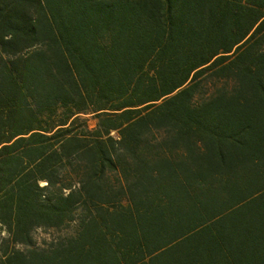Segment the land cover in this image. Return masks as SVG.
<instances>
[{
    "label": "trees",
    "instance_id": "obj_1",
    "mask_svg": "<svg viewBox=\"0 0 264 264\" xmlns=\"http://www.w3.org/2000/svg\"><path fill=\"white\" fill-rule=\"evenodd\" d=\"M0 264H264V0H0Z\"/></svg>",
    "mask_w": 264,
    "mask_h": 264
},
{
    "label": "rangeland",
    "instance_id": "obj_2",
    "mask_svg": "<svg viewBox=\"0 0 264 264\" xmlns=\"http://www.w3.org/2000/svg\"><path fill=\"white\" fill-rule=\"evenodd\" d=\"M70 232H71V229L63 230L60 233H56V232H52V231L44 232L42 230H37L33 233V238L38 245H42V243L44 241L47 242L53 238H56L59 235H65V234L70 233Z\"/></svg>",
    "mask_w": 264,
    "mask_h": 264
}]
</instances>
